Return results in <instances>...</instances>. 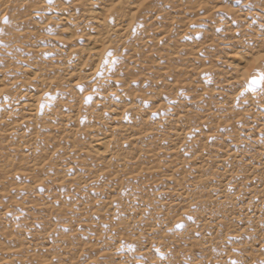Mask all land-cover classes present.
<instances>
[{"label": "rangeland", "instance_id": "1", "mask_svg": "<svg viewBox=\"0 0 264 264\" xmlns=\"http://www.w3.org/2000/svg\"><path fill=\"white\" fill-rule=\"evenodd\" d=\"M0 264H264V0H0Z\"/></svg>", "mask_w": 264, "mask_h": 264}, {"label": "bare ground", "instance_id": "2", "mask_svg": "<svg viewBox=\"0 0 264 264\" xmlns=\"http://www.w3.org/2000/svg\"><path fill=\"white\" fill-rule=\"evenodd\" d=\"M95 18L98 19V20H102L104 17H103V14H99V13H95ZM95 51L97 50L96 48L94 49ZM98 52V51H97ZM100 143H96L98 147H100V149L103 150V152L105 151L106 147H107V141L106 140H101L99 141Z\"/></svg>", "mask_w": 264, "mask_h": 264}, {"label": "snow or ice", "instance_id": "3", "mask_svg": "<svg viewBox=\"0 0 264 264\" xmlns=\"http://www.w3.org/2000/svg\"><path fill=\"white\" fill-rule=\"evenodd\" d=\"M256 82H258V81H256L255 79L253 80V83H256Z\"/></svg>", "mask_w": 264, "mask_h": 264}]
</instances>
